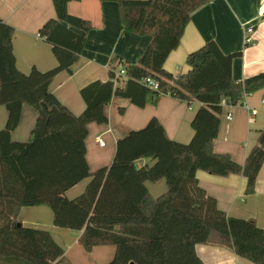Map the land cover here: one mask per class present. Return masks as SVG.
Segmentation results:
<instances>
[{
	"label": "trees",
	"instance_id": "trees-1",
	"mask_svg": "<svg viewBox=\"0 0 264 264\" xmlns=\"http://www.w3.org/2000/svg\"><path fill=\"white\" fill-rule=\"evenodd\" d=\"M73 0H53L57 18L39 30L52 45L58 65L22 72L16 62L15 29L0 18V105L8 111L0 129V264H71L65 250L46 229L28 227L19 220L22 207L46 205L58 227L83 230L80 242L87 251L114 245L109 264H204L196 244L231 248L255 264H264V229L253 219L232 217L220 209L215 197L199 185L196 172L242 174L246 193L255 190L264 163V127L243 164L230 154L214 150L225 105H238L247 95L264 89V71L239 81L233 60L241 52L226 54L215 40L188 54L189 70L174 75L164 68L179 45L191 13L209 0H102L120 6L123 29L151 35L136 63L115 55L110 79L94 81L80 90L86 107L73 113L50 91L54 77L71 70L84 48L89 20L68 11ZM123 67L125 77L116 76ZM158 82L154 91L201 103L192 122L188 143L168 137L157 117L141 129L131 130L116 143L109 166L91 171L86 158L88 124L108 122L105 107L113 96L128 98L139 107L150 92L143 81ZM225 102V103H223ZM24 105L37 111L27 141H16ZM141 158L151 164L136 165ZM85 190L74 198L67 191L86 178ZM165 179L167 190L153 197L146 183Z\"/></svg>",
	"mask_w": 264,
	"mask_h": 264
},
{
	"label": "crops",
	"instance_id": "crops-1",
	"mask_svg": "<svg viewBox=\"0 0 264 264\" xmlns=\"http://www.w3.org/2000/svg\"><path fill=\"white\" fill-rule=\"evenodd\" d=\"M67 8L70 14L89 20L92 28L89 31L76 30L86 37L84 48L70 71L62 70L54 77L50 91L78 115L86 107L81 88L97 80H109L110 61L115 55L127 63H136L152 36L123 29L120 6L116 1L73 0ZM0 18L15 29L14 53L22 72L29 73L33 67L47 71L58 65L52 45L39 34L49 19L57 18L53 0H0ZM248 27L254 28V43L251 44L245 42ZM210 40H215L226 54L241 52L233 60L235 79L243 81L263 72L264 0H209L195 9L180 45L169 54L164 68L176 76L186 73L190 69L186 63L188 54ZM200 106L197 101L189 104L154 92L147 94L144 107L133 104L128 98L113 96L105 107L108 122L88 124L85 144L90 170L109 166L114 159L117 141L131 130L143 128L152 117L158 118L169 138L188 143L194 135L191 122ZM229 113L231 119L227 118ZM36 115L33 107L23 106L20 124L12 132L14 140L27 139L29 131L31 136ZM7 116L6 107L0 105V129L5 127ZM24 123L27 126L23 129ZM263 127L264 89H261L247 95L238 105H224L214 150L228 153L237 163L243 164ZM97 136L107 139L104 146L99 144ZM152 162L151 158H141L136 165ZM196 176L199 185L216 198L219 208L227 215L253 219L264 229V163L251 194L246 193L247 179L242 174L219 176L198 170ZM89 181L88 177L71 187L67 196L80 195ZM146 185L153 197L160 196L168 188L165 179ZM18 218L25 226L48 230L62 245L71 264H109L115 255L114 245H98L87 251L80 242L83 230L56 226L53 212L46 205L22 207ZM195 250L204 264H255L225 246L196 244Z\"/></svg>",
	"mask_w": 264,
	"mask_h": 264
},
{
	"label": "built area",
	"instance_id": "built-area-1",
	"mask_svg": "<svg viewBox=\"0 0 264 264\" xmlns=\"http://www.w3.org/2000/svg\"><path fill=\"white\" fill-rule=\"evenodd\" d=\"M253 33H254V28L253 27H248V28L245 29V42H246V44L254 43V39L252 37ZM115 74H116V76H121V77H125L126 76L125 69L123 67L115 70ZM143 81L148 85L150 92H154L158 88V82L155 79L147 77ZM223 103H225V102H223ZM227 118L231 119V113H229L227 115ZM96 138H97V141L99 142V144L101 146L105 145V142H104L102 136H97Z\"/></svg>",
	"mask_w": 264,
	"mask_h": 264
},
{
	"label": "rangeland",
	"instance_id": "rangeland-1",
	"mask_svg": "<svg viewBox=\"0 0 264 264\" xmlns=\"http://www.w3.org/2000/svg\"><path fill=\"white\" fill-rule=\"evenodd\" d=\"M36 113H37V111H36ZM36 117H37V115H36ZM36 117L34 118V123H33L34 125H35ZM25 123H26V122H25ZM25 123L23 124V129L26 128V126H27V124H25ZM34 125H33V126H34ZM32 128H33V127H32ZM30 130H31V129H30ZM29 138H30V131H29V133H28V138H27V139H25V140H19V141H27V140H29ZM103 140H104V139H103ZM104 141L107 142V139H105ZM150 184H151V183H150ZM157 196H159V195H157Z\"/></svg>",
	"mask_w": 264,
	"mask_h": 264
}]
</instances>
